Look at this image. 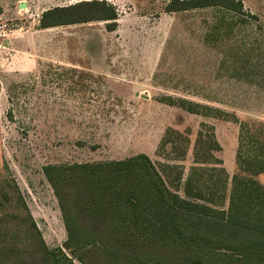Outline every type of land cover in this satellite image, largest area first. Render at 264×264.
Returning <instances> with one entry per match:
<instances>
[{
  "label": "rangeland",
  "instance_id": "rangeland-1",
  "mask_svg": "<svg viewBox=\"0 0 264 264\" xmlns=\"http://www.w3.org/2000/svg\"><path fill=\"white\" fill-rule=\"evenodd\" d=\"M77 1L0 0V197H8L0 247L24 239L26 222L14 215L26 207L46 246H60L82 264L65 247L55 190L78 178L52 170L50 179L47 165L146 154L175 190L194 164L202 131L218 143L214 154L230 177L239 173L264 186V173L241 171L237 162L240 121L264 136V0H242L244 22L224 11L226 22H235L227 35V23L216 27L222 9L168 12L171 0H108L118 12L113 31L104 21L40 27L46 9ZM180 98L230 115L188 111ZM175 129L188 136L187 149ZM78 252L94 261L92 252Z\"/></svg>",
  "mask_w": 264,
  "mask_h": 264
},
{
  "label": "trees",
  "instance_id": "trees-1",
  "mask_svg": "<svg viewBox=\"0 0 264 264\" xmlns=\"http://www.w3.org/2000/svg\"><path fill=\"white\" fill-rule=\"evenodd\" d=\"M205 7L223 10L216 27L224 28L227 23L226 35L235 22L232 18L226 22L224 11L236 14L239 21L247 20L242 0H171L166 11ZM117 19V9L108 0H80L46 9L40 27L104 21L106 29L113 31ZM179 101L191 112L205 110L204 114L220 118L228 114L189 99ZM174 131L179 144L187 149L188 136ZM217 148L212 134L199 131L194 164L184 181L180 177L175 190L168 187L146 154L63 168L47 165L50 179L52 170L58 175L61 170L70 171L78 178L64 189L55 187L67 231L65 247L82 264H208L228 258L264 264V186L239 173L230 177L214 154ZM237 162L241 171L264 173V136L246 121H240ZM4 198L0 197V210L6 206ZM23 208L25 212L14 217L21 216L26 222L24 239L16 241L18 245L12 242L0 247V264H76L62 247L46 246L31 212ZM80 249L92 252L94 261L85 259Z\"/></svg>",
  "mask_w": 264,
  "mask_h": 264
}]
</instances>
